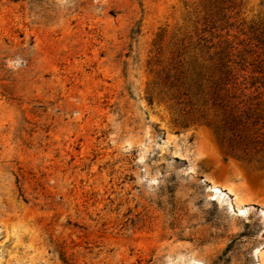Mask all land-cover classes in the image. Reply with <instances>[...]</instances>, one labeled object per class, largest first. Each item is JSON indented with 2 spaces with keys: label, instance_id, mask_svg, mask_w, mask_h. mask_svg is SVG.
<instances>
[{
  "label": "rangeland",
  "instance_id": "obj_1",
  "mask_svg": "<svg viewBox=\"0 0 264 264\" xmlns=\"http://www.w3.org/2000/svg\"><path fill=\"white\" fill-rule=\"evenodd\" d=\"M263 76L264 0H0V264H264Z\"/></svg>",
  "mask_w": 264,
  "mask_h": 264
},
{
  "label": "trees",
  "instance_id": "obj_2",
  "mask_svg": "<svg viewBox=\"0 0 264 264\" xmlns=\"http://www.w3.org/2000/svg\"><path fill=\"white\" fill-rule=\"evenodd\" d=\"M260 80L250 84L252 93L242 91L238 94L235 83L225 78L214 86L211 95L213 107L221 113L220 124L215 131L217 137L244 157L258 146L264 152V110L259 103L262 94L258 93L264 89V76ZM252 131L254 137L249 135Z\"/></svg>",
  "mask_w": 264,
  "mask_h": 264
}]
</instances>
